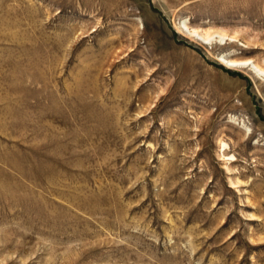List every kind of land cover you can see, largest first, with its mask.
I'll return each instance as SVG.
<instances>
[{
    "label": "rangeland",
    "instance_id": "1",
    "mask_svg": "<svg viewBox=\"0 0 264 264\" xmlns=\"http://www.w3.org/2000/svg\"><path fill=\"white\" fill-rule=\"evenodd\" d=\"M244 62L264 0H0V264H264Z\"/></svg>",
    "mask_w": 264,
    "mask_h": 264
},
{
    "label": "bare ground",
    "instance_id": "2",
    "mask_svg": "<svg viewBox=\"0 0 264 264\" xmlns=\"http://www.w3.org/2000/svg\"><path fill=\"white\" fill-rule=\"evenodd\" d=\"M188 30V32H189V34L190 35H193V36H197V37H199L201 40H203V41H207V40H209V35L208 34H205V33H201V34H198L195 30H193V29H187ZM222 38V37H221ZM210 41V40H209ZM208 42V41H207ZM222 60V62L223 63H225V66H227V67H229V66H237L238 64H242V63H236V62H232V61H226L225 59H223V58H221ZM243 65H248L249 66V68H251V70L256 74V75H258V76H262V77H264V70H262L258 65H256V64H254V63H243ZM221 145V150H222V152H223V154H222V157H224L225 158V155H224V151H225V149H227V146L225 145V144H223V143H221L220 144ZM226 161H234L235 159H234V157L233 156H229L228 158H226L225 159Z\"/></svg>",
    "mask_w": 264,
    "mask_h": 264
}]
</instances>
